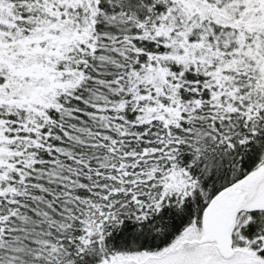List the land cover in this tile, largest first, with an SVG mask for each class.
<instances>
[{"label": "snow or ice", "instance_id": "snow-or-ice-1", "mask_svg": "<svg viewBox=\"0 0 264 264\" xmlns=\"http://www.w3.org/2000/svg\"><path fill=\"white\" fill-rule=\"evenodd\" d=\"M0 264H264V0H0Z\"/></svg>", "mask_w": 264, "mask_h": 264}]
</instances>
